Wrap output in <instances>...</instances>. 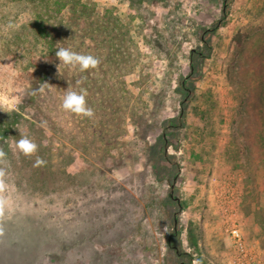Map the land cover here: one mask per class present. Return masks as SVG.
Listing matches in <instances>:
<instances>
[{
    "label": "rangeland",
    "instance_id": "rangeland-1",
    "mask_svg": "<svg viewBox=\"0 0 264 264\" xmlns=\"http://www.w3.org/2000/svg\"><path fill=\"white\" fill-rule=\"evenodd\" d=\"M33 1L38 16L29 0H0V124L47 163L0 142L12 208L0 264H229L225 219L264 258V0ZM84 3L119 17L114 46L102 30L82 45L70 22L60 47L106 62L86 81L54 62L39 107L50 127L14 121L46 50L38 17L65 19ZM81 88L93 118L50 104ZM231 188L240 200L226 218L219 200Z\"/></svg>",
    "mask_w": 264,
    "mask_h": 264
},
{
    "label": "trees",
    "instance_id": "trees-1",
    "mask_svg": "<svg viewBox=\"0 0 264 264\" xmlns=\"http://www.w3.org/2000/svg\"><path fill=\"white\" fill-rule=\"evenodd\" d=\"M19 1V0H15ZM30 3H33V6L31 7L33 15H39L38 7L36 8L34 5L33 0H29ZM45 3V1H44ZM59 1L55 2L56 5H59ZM83 7V8H81ZM88 9V10H87ZM108 11V12H107ZM69 14L64 19L62 16H60V13L54 12L51 13V17L53 19V22L49 23L47 16H39L37 19V22L34 24L36 27V36L37 39H45V52L44 54H41L38 56L37 60L42 63L41 65V71L34 72L30 75V80L25 85V98L23 106L21 107L20 111H17V113H12V116L14 118V121L18 122L19 119H22L21 116L23 114H27L31 116V118L35 121L40 123L43 127H50V124L46 120V117L42 115V112L39 107H43L46 100H42V95L44 96L45 90L43 88L44 79L48 75V69L51 68L52 64L56 61H58L55 53L56 51L61 48L60 47V39H62L61 33L58 29V26L62 24H69L70 22L73 23L76 27V31L79 34V40L82 45L90 46L92 44L93 36H96V31L102 30L101 36L97 37L100 39V41H104L106 39L109 43V47H113L114 41L118 38L115 35L114 29L121 21L119 17L115 15V13L111 10L104 9L103 12H98L95 5L84 3L82 5H79V9L75 11L68 12ZM41 15V14H40ZM130 28L126 27V31L123 33V40L130 43H134L133 39L131 37ZM77 32L73 31V34L70 35L71 39L76 40L77 38ZM80 33H83L82 35ZM82 54V53H81ZM106 62V61H105ZM101 61V64L105 63ZM91 70L87 72H83L84 81H86L87 75ZM108 76V75H107ZM59 79V78H58ZM60 80V79H59ZM106 80L109 81V78H106ZM111 80V79H110ZM112 81V80H111ZM60 84L57 86H60L62 89L63 82L60 81ZM185 83L182 84V89L185 90ZM187 94L189 95L188 90L186 89V97ZM58 96H54L53 94H49V100L51 105H58L60 103L62 105V100L57 99ZM63 98V97H62ZM27 109V111H26ZM58 114L56 115V117ZM55 117V118H56ZM8 122H2L0 124V142L5 141L7 144L6 139L11 138L10 135L16 136L14 129L11 130V128H8ZM2 129V130H1ZM5 138V140H4ZM20 138L13 139L15 142L18 141ZM8 145V144H7ZM166 156V155H165ZM167 158V157H165ZM168 159V158H167ZM177 206H180V203L177 204ZM175 224V222H174ZM172 225V233L171 237H175L177 234V230L175 225ZM175 249V248H174Z\"/></svg>",
    "mask_w": 264,
    "mask_h": 264
},
{
    "label": "clouds",
    "instance_id": "clouds-1",
    "mask_svg": "<svg viewBox=\"0 0 264 264\" xmlns=\"http://www.w3.org/2000/svg\"><path fill=\"white\" fill-rule=\"evenodd\" d=\"M11 27L12 25L9 24L8 28ZM55 55L60 63L69 68L78 69L80 72L96 70L101 63L100 59L92 54L77 53L64 47L59 48ZM77 83H82V81H77ZM86 96L87 92L83 88H81L79 92L68 90L66 95L62 98L61 107L68 113L81 118L91 119L94 117L95 113L93 108L88 105ZM20 137L21 138L15 142V148L25 157H35L34 167L45 166L47 162L37 155L39 147L37 143L22 132H20ZM7 164V153L3 148H0V236L4 235V223L8 218L7 213L12 210L10 198L4 195L9 190V184L7 182ZM193 264H202V261L194 258Z\"/></svg>",
    "mask_w": 264,
    "mask_h": 264
},
{
    "label": "built area",
    "instance_id": "built-area-1",
    "mask_svg": "<svg viewBox=\"0 0 264 264\" xmlns=\"http://www.w3.org/2000/svg\"><path fill=\"white\" fill-rule=\"evenodd\" d=\"M234 189L231 188L230 193L223 195L219 200L226 218L235 215L238 210L240 197ZM224 223L226 224L225 232L233 242L229 264H264V258L259 252L246 244L241 226L236 222L230 224L227 219Z\"/></svg>",
    "mask_w": 264,
    "mask_h": 264
}]
</instances>
